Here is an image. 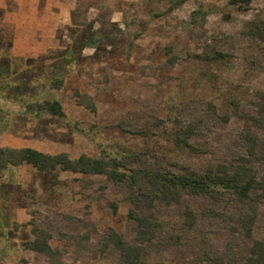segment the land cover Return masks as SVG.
Returning <instances> with one entry per match:
<instances>
[{
  "label": "rangeland",
  "instance_id": "obj_1",
  "mask_svg": "<svg viewBox=\"0 0 264 264\" xmlns=\"http://www.w3.org/2000/svg\"><path fill=\"white\" fill-rule=\"evenodd\" d=\"M59 100L65 115L46 101ZM190 133V134H188ZM255 140L254 154L250 144ZM0 146L117 157L124 169L264 173V0H0ZM31 164L0 171V264H247L264 190L239 200ZM257 206L252 233L241 219ZM132 211V214H131ZM159 225L139 241V218Z\"/></svg>",
  "mask_w": 264,
  "mask_h": 264
},
{
  "label": "trees",
  "instance_id": "obj_2",
  "mask_svg": "<svg viewBox=\"0 0 264 264\" xmlns=\"http://www.w3.org/2000/svg\"><path fill=\"white\" fill-rule=\"evenodd\" d=\"M245 1L250 2L251 0ZM233 2H238V0H233ZM45 106L55 115H65L63 106L59 100L46 101ZM254 142L255 140L250 144L251 154H254L256 148ZM242 161L232 172L228 171L226 166H222L218 172L212 174H201L195 170H188L184 173L171 171L151 172L145 169H124L122 161L117 157H95L86 153H82L78 157H71L67 152L54 154L31 146H0V171L9 166L27 163L39 170L60 168L85 174H103L115 181H129L132 185H140L142 178H144L153 184L159 198L168 201L180 200L183 192L218 197L222 189L228 190L239 200L250 199L252 189L262 188L264 190V173L259 179L257 177V169L248 164L249 158L243 157ZM256 211L257 206L253 205L250 213L241 219V224L249 235L252 233ZM138 220L140 225L138 240L141 242L152 240L156 236L159 224L145 217H140ZM51 237L52 235L49 232H38L27 244L33 250L48 254L51 258V264H64L61 253L52 248L49 243ZM105 244L107 246L114 244L119 247L123 251L125 260L128 263H142V248L138 244L128 242L115 230L112 229L108 233ZM156 264L163 263L159 262ZM247 264H264V240L257 239L254 241Z\"/></svg>",
  "mask_w": 264,
  "mask_h": 264
}]
</instances>
